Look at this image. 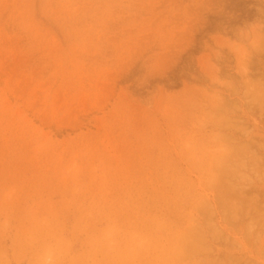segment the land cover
Listing matches in <instances>:
<instances>
[{"label":"rangeland","instance_id":"374dc122","mask_svg":"<svg viewBox=\"0 0 264 264\" xmlns=\"http://www.w3.org/2000/svg\"><path fill=\"white\" fill-rule=\"evenodd\" d=\"M263 211L264 0H0V264H264Z\"/></svg>","mask_w":264,"mask_h":264},{"label":"bare ground","instance_id":"6f19581e","mask_svg":"<svg viewBox=\"0 0 264 264\" xmlns=\"http://www.w3.org/2000/svg\"><path fill=\"white\" fill-rule=\"evenodd\" d=\"M244 135V134H243ZM246 137V136H245ZM238 141V140H237ZM240 153V151H238V150H236V155H238ZM240 164H238L237 163V161H236V166H239ZM237 169V168H236ZM248 169V168H247ZM239 171V170H238ZM238 171H236V174L238 173ZM222 173L226 176L225 178H227V177H229L228 175H230L229 174V172L228 171H225V169H222ZM219 181V180H218ZM238 183H239V181H238ZM237 184V183H236ZM241 193H242V190L240 189V188H236V195L238 196V198H239V200H244L243 198H242V196H241ZM220 195H221V198L222 199H225V196H226V193H225V196L222 194V193H220ZM218 200H220V196L217 198H215V201L217 202ZM241 202V201H240ZM258 202H259V200H257V199H255L254 198V201H253V203H251V201H250V203L252 204V206H253V209L255 210V212H259V210H260V206H258ZM220 205V204H219ZM223 210V209H222ZM236 210V209H235ZM242 214H245V215H248L249 214V212L248 211H245V213H244V209H243V212H242ZM264 216V211L262 212V214H260L259 216ZM258 216V217H259ZM191 225V224H190ZM259 226V225H258ZM208 229V228H207ZM254 230V229H253ZM231 231V230H230ZM256 231V230H255ZM205 233V232H204ZM198 234V233H197ZM213 237V236H212ZM203 238V237H202ZM253 239V238H252ZM260 239V238H259ZM264 239V238H263ZM197 242V241H196ZM260 242V241H259ZM178 243V242H177ZM263 243V242H262ZM199 244V243H198ZM197 244V245H198ZM200 252V251H199ZM212 254V252H206V255L207 256H209L210 254ZM251 253V252H250ZM199 254V253H198ZM196 255V254H195ZM194 258V257H193ZM194 263H195V261H194ZM197 264H238V262H236V263H233L232 261H230V259H228V257L226 256L224 259H205V260H201L199 263H197Z\"/></svg>","mask_w":264,"mask_h":264}]
</instances>
